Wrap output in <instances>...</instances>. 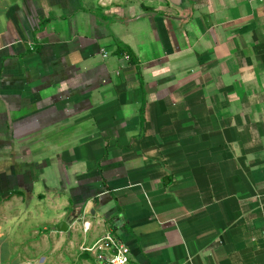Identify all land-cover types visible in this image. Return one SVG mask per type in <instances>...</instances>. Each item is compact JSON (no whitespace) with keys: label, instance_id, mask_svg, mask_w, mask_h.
<instances>
[{"label":"crops","instance_id":"1","mask_svg":"<svg viewBox=\"0 0 264 264\" xmlns=\"http://www.w3.org/2000/svg\"><path fill=\"white\" fill-rule=\"evenodd\" d=\"M186 3L0 0V264H264V0Z\"/></svg>","mask_w":264,"mask_h":264},{"label":"built area","instance_id":"2","mask_svg":"<svg viewBox=\"0 0 264 264\" xmlns=\"http://www.w3.org/2000/svg\"><path fill=\"white\" fill-rule=\"evenodd\" d=\"M89 221H83L84 231H88ZM82 250L96 251L99 264H129L131 250L127 243L120 240L112 232H107L92 246H83Z\"/></svg>","mask_w":264,"mask_h":264},{"label":"water","instance_id":"3","mask_svg":"<svg viewBox=\"0 0 264 264\" xmlns=\"http://www.w3.org/2000/svg\"><path fill=\"white\" fill-rule=\"evenodd\" d=\"M170 3H172L174 6H177V7H180V8H183V7H186L187 3H186V0H169ZM68 223L66 222H62L60 225H59V228L64 230V231H68Z\"/></svg>","mask_w":264,"mask_h":264},{"label":"rangeland","instance_id":"4","mask_svg":"<svg viewBox=\"0 0 264 264\" xmlns=\"http://www.w3.org/2000/svg\"><path fill=\"white\" fill-rule=\"evenodd\" d=\"M170 7H171L173 10H177V11H179V10L181 9L180 7L174 6L172 3H170Z\"/></svg>","mask_w":264,"mask_h":264},{"label":"trees","instance_id":"5","mask_svg":"<svg viewBox=\"0 0 264 264\" xmlns=\"http://www.w3.org/2000/svg\"><path fill=\"white\" fill-rule=\"evenodd\" d=\"M119 48H120V47H119ZM121 48H122V47H121ZM129 54H132V53L129 52Z\"/></svg>","mask_w":264,"mask_h":264}]
</instances>
